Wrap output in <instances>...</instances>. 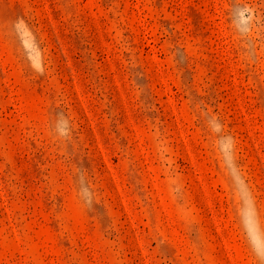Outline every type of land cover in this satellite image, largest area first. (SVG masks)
Masks as SVG:
<instances>
[{"label": "rangeland", "instance_id": "obj_1", "mask_svg": "<svg viewBox=\"0 0 264 264\" xmlns=\"http://www.w3.org/2000/svg\"><path fill=\"white\" fill-rule=\"evenodd\" d=\"M0 264H264V0H0Z\"/></svg>", "mask_w": 264, "mask_h": 264}]
</instances>
